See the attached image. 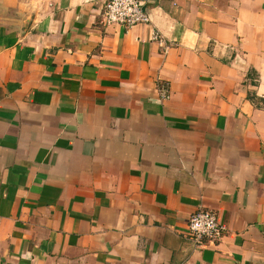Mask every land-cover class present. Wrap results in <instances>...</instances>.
I'll use <instances>...</instances> for the list:
<instances>
[{
	"label": "crops",
	"instance_id": "obj_1",
	"mask_svg": "<svg viewBox=\"0 0 264 264\" xmlns=\"http://www.w3.org/2000/svg\"><path fill=\"white\" fill-rule=\"evenodd\" d=\"M108 1L0 0V264H264V0Z\"/></svg>",
	"mask_w": 264,
	"mask_h": 264
},
{
	"label": "built area",
	"instance_id": "obj_2",
	"mask_svg": "<svg viewBox=\"0 0 264 264\" xmlns=\"http://www.w3.org/2000/svg\"><path fill=\"white\" fill-rule=\"evenodd\" d=\"M102 16L105 25H118L128 29L151 23L142 0H110L105 4ZM154 39L161 45L165 44L164 38L159 34H154ZM169 97L168 89H161V98L166 100ZM188 224L189 239L200 250L218 245L226 231L217 214L208 210H200L193 214Z\"/></svg>",
	"mask_w": 264,
	"mask_h": 264
}]
</instances>
